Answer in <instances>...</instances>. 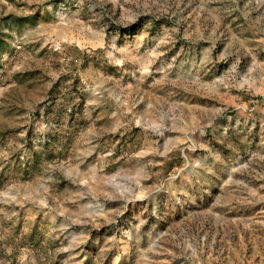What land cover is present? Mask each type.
<instances>
[{
  "label": "rangeland",
  "instance_id": "rangeland-1",
  "mask_svg": "<svg viewBox=\"0 0 264 264\" xmlns=\"http://www.w3.org/2000/svg\"><path fill=\"white\" fill-rule=\"evenodd\" d=\"M0 264H264V0H0Z\"/></svg>",
  "mask_w": 264,
  "mask_h": 264
}]
</instances>
